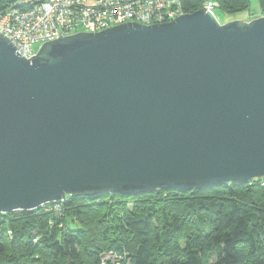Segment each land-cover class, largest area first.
I'll use <instances>...</instances> for the list:
<instances>
[{"label": "water", "instance_id": "obj_1", "mask_svg": "<svg viewBox=\"0 0 264 264\" xmlns=\"http://www.w3.org/2000/svg\"><path fill=\"white\" fill-rule=\"evenodd\" d=\"M16 48L0 33V213L264 178V16L203 7Z\"/></svg>", "mask_w": 264, "mask_h": 264}, {"label": "trees", "instance_id": "obj_2", "mask_svg": "<svg viewBox=\"0 0 264 264\" xmlns=\"http://www.w3.org/2000/svg\"><path fill=\"white\" fill-rule=\"evenodd\" d=\"M208 1L226 14L251 3L182 0L188 13ZM59 202L0 213V264H264V178Z\"/></svg>", "mask_w": 264, "mask_h": 264}, {"label": "built area", "instance_id": "obj_3", "mask_svg": "<svg viewBox=\"0 0 264 264\" xmlns=\"http://www.w3.org/2000/svg\"><path fill=\"white\" fill-rule=\"evenodd\" d=\"M3 6L0 33L26 58L36 55L44 42L60 37L100 32L127 22L166 23L188 13L182 0H11ZM203 7L215 14L218 4L208 1ZM65 197L42 206L52 204L61 210L59 201Z\"/></svg>", "mask_w": 264, "mask_h": 264}, {"label": "rangeland", "instance_id": "obj_4", "mask_svg": "<svg viewBox=\"0 0 264 264\" xmlns=\"http://www.w3.org/2000/svg\"><path fill=\"white\" fill-rule=\"evenodd\" d=\"M2 1L8 2L11 0H2ZM250 2H251L250 7L248 9L244 11H240L235 14H226L223 13L220 9H215L216 17L222 24H224L232 20L242 19L245 21H251L255 18L261 17L262 15L264 16V10L261 9L260 0H250ZM107 256L115 257V254L111 253L108 254Z\"/></svg>", "mask_w": 264, "mask_h": 264}]
</instances>
